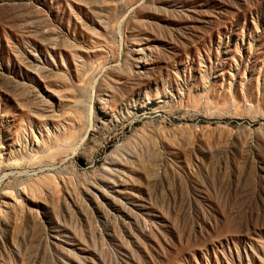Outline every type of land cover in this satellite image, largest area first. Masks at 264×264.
I'll return each instance as SVG.
<instances>
[{
  "label": "rangeland",
  "instance_id": "obj_1",
  "mask_svg": "<svg viewBox=\"0 0 264 264\" xmlns=\"http://www.w3.org/2000/svg\"><path fill=\"white\" fill-rule=\"evenodd\" d=\"M0 264H264V0H0Z\"/></svg>",
  "mask_w": 264,
  "mask_h": 264
}]
</instances>
